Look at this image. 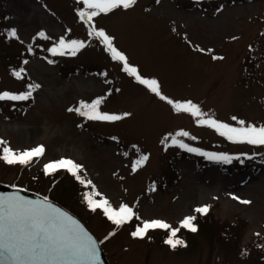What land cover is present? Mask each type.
<instances>
[{
  "label": "rangeland",
  "instance_id": "obj_1",
  "mask_svg": "<svg viewBox=\"0 0 264 264\" xmlns=\"http://www.w3.org/2000/svg\"><path fill=\"white\" fill-rule=\"evenodd\" d=\"M81 11H90L83 0H0V92L32 91L26 100H0V155L4 147H45L44 155L27 165L0 159V183L38 193L74 213L96 236L109 264H232L215 227L224 221L246 222L241 245L255 237L264 242V145L229 141L190 113L176 112L125 72L101 38L90 35L103 29L170 100H191L233 126L239 120L260 126L264 0H136L91 21L81 19ZM12 28L16 37L8 35ZM61 37L85 47L74 56L53 55L48 49ZM35 84L40 87L29 88ZM100 97V110L122 119L88 120L69 111ZM180 131L190 135L177 139L190 146L239 159L225 163L188 152L172 143ZM141 156L148 159L137 165ZM60 158L83 165L95 199L107 198L117 208L126 203L140 219L116 226L85 198L64 196L60 190L70 172H44L46 163ZM203 205L210 206L206 214L195 212ZM188 215H204L206 223L195 219L196 232L180 227ZM152 219L179 227L177 238L185 246L165 243L169 229L131 235Z\"/></svg>",
  "mask_w": 264,
  "mask_h": 264
},
{
  "label": "snow or ice",
  "instance_id": "obj_2",
  "mask_svg": "<svg viewBox=\"0 0 264 264\" xmlns=\"http://www.w3.org/2000/svg\"><path fill=\"white\" fill-rule=\"evenodd\" d=\"M135 2L136 0H83L90 11H81L80 16L81 19L87 17V20L91 21L101 13H108L120 7L129 8ZM8 35L16 37L17 30L12 28ZM39 35L45 36V33L40 32ZM90 35L101 38L108 51L111 52L112 59L123 62L125 72L134 76L141 84L147 85L162 100H167L169 104L173 105L176 112L190 113L197 118V124L215 129L220 136L226 137L229 141L264 145V125L246 124L244 120H239V126H233L202 112L200 106L194 104L191 100L185 102L170 100L167 96L162 95L160 84L156 79H146L140 75L137 68L129 63L126 55L113 46V38L107 35L103 29H93ZM83 47H85L83 41L65 40L64 37H61L58 44L48 49V51L53 55L68 54L74 56ZM213 58L222 59V57ZM23 71L21 69L15 72V75L20 77ZM39 87V84L29 85L30 89ZM31 95V90L21 94L4 91L0 92V100H26ZM103 99L104 97H100L91 103L80 101L79 107L70 108L69 111H76L88 120L117 121L122 119L120 115L109 114L100 110ZM124 115L129 114L124 113ZM232 119L236 120L237 118L232 117ZM189 135L187 131H180L172 137V143L179 145L180 148L186 149L188 152L205 156L209 160L231 163L233 159H239V157H232L224 153L202 151L198 147L190 146L183 140L177 139V137H188ZM191 139L196 140L197 138L192 136ZM0 143H3V141H0ZM44 152V145H38L23 151H14L10 147H4L0 159L9 165H27L33 161L34 157L43 156ZM147 159V156H141L136 163L140 165ZM59 169H66L81 184L92 185L91 180L85 181L80 175L83 165L72 159L60 158L44 165L45 174L55 173ZM95 195L99 196L101 194L95 193ZM233 198L240 200L239 197ZM85 200L93 211L101 209L107 219L116 226L124 225L133 217L140 219L133 208L126 203H121L118 208L113 207L107 198L95 199L94 194L91 192L85 194ZM240 202L244 204L251 203L247 200H240ZM209 207V205L197 207L195 212L206 214ZM195 219L194 215L186 216L180 221V227L196 232L197 226L193 223ZM150 229H169L170 234L165 243L172 248L185 246V242L177 238L180 228H173L161 219L144 220L142 226H137L131 235L144 237ZM0 259L7 260L9 264H96L99 260V249L93 236L71 215L54 206L47 197H44L41 201H33L15 192L9 195H0Z\"/></svg>",
  "mask_w": 264,
  "mask_h": 264
},
{
  "label": "trees",
  "instance_id": "obj_3",
  "mask_svg": "<svg viewBox=\"0 0 264 264\" xmlns=\"http://www.w3.org/2000/svg\"><path fill=\"white\" fill-rule=\"evenodd\" d=\"M228 167H231V165L228 164ZM48 175L55 176L54 173ZM80 175L82 179L87 181L82 172ZM62 177L63 176L56 177V180H62ZM68 179L66 184H62L63 189L60 190L64 196L71 197L74 195L76 198L81 197V199H83L85 198L86 193H93L91 185H88L87 183L81 184L72 174ZM206 219L207 218H205L204 215H199L196 219V224L203 225L206 223ZM245 225L246 222L242 219L238 220V223L235 224L228 221H224L219 225L216 223L215 227H217L219 231L221 245L226 249V259L232 264H264V242L260 237H255L254 240L247 245H241V238L244 234Z\"/></svg>",
  "mask_w": 264,
  "mask_h": 264
},
{
  "label": "water",
  "instance_id": "obj_4",
  "mask_svg": "<svg viewBox=\"0 0 264 264\" xmlns=\"http://www.w3.org/2000/svg\"><path fill=\"white\" fill-rule=\"evenodd\" d=\"M18 192L19 195L29 199V200H33V201H41L44 199V196L29 191V190H25V189H21V188H17V187H11L8 186L6 184L0 183V195H9L12 193ZM48 200L56 207L60 208L61 210L67 212L69 215H71L74 219H76L87 231L90 235L93 236V238L97 241V247L99 249V260L96 262V264H109L108 260L106 259L105 255H104V251L99 243V241L97 240L96 236L92 233V231L85 225V223L78 217L76 216L74 213H72L71 211H69L68 209H66L65 207L61 206L58 202L49 199ZM0 264H9V262L7 260L4 259H0Z\"/></svg>",
  "mask_w": 264,
  "mask_h": 264
}]
</instances>
